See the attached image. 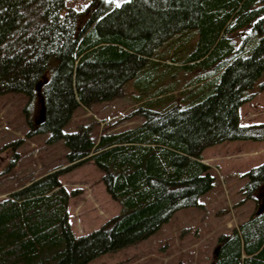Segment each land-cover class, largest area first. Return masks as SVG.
Returning <instances> with one entry per match:
<instances>
[{
  "label": "trees",
  "instance_id": "obj_1",
  "mask_svg": "<svg viewBox=\"0 0 264 264\" xmlns=\"http://www.w3.org/2000/svg\"><path fill=\"white\" fill-rule=\"evenodd\" d=\"M190 34L195 42L181 63L160 59L165 42ZM176 70L193 76L179 89H160ZM128 84L138 102L129 116L142 123L97 135L93 122L64 131L78 107L121 97ZM262 89L264 0H91L81 11L66 0H0V94H24L26 113L42 99L44 120L26 114L27 136L62 140L69 164L31 175L0 200V264H89L199 205L214 184L202 152L264 140V122L239 120L240 106ZM22 143H8L11 166ZM88 161L119 212L76 235L68 203L77 192L59 177ZM245 177L244 199L262 202L218 236L211 264H264V161Z\"/></svg>",
  "mask_w": 264,
  "mask_h": 264
},
{
  "label": "rangeland",
  "instance_id": "obj_2",
  "mask_svg": "<svg viewBox=\"0 0 264 264\" xmlns=\"http://www.w3.org/2000/svg\"><path fill=\"white\" fill-rule=\"evenodd\" d=\"M90 1L66 0V3L81 11ZM122 1L105 0L109 5H118ZM194 42L195 37L191 34L186 40L185 37H174L162 46L163 57L160 59H165L167 64L180 62L183 50L189 49ZM159 70L161 74L163 69ZM192 76L176 70V75H170L160 89H179ZM133 90L135 85L128 84L121 97L95 103L90 108L78 107L64 131H75L79 126L93 122L96 123L93 133L97 135L109 125L113 127L111 131H118L142 123L141 116H129L138 105ZM255 92L254 97L239 108L241 124L264 121V89ZM27 102L28 98L22 93L0 94V200L31 175L69 165L62 140L47 144L48 133L27 136L26 114L37 119L40 109L39 104L38 108L29 107L26 113ZM21 138L23 143L16 149L19 160L11 166L12 150L7 147L8 143ZM202 158L210 166L214 184L199 198V205L176 211L153 235L120 251L103 254L89 264H211L218 236L229 233L262 202L261 198L244 199L241 188L247 181L245 173L264 161V140L224 141L207 147ZM100 178L101 172L92 161L61 173L59 177L62 186L77 192L68 203L69 222L76 235L97 229L119 212L118 203L107 194Z\"/></svg>",
  "mask_w": 264,
  "mask_h": 264
},
{
  "label": "water",
  "instance_id": "obj_3",
  "mask_svg": "<svg viewBox=\"0 0 264 264\" xmlns=\"http://www.w3.org/2000/svg\"><path fill=\"white\" fill-rule=\"evenodd\" d=\"M40 83L37 85L36 89L39 90L40 87ZM44 120V106H43V102L42 99H40V109H39V113H38V117L37 119H35V123L39 124Z\"/></svg>",
  "mask_w": 264,
  "mask_h": 264
},
{
  "label": "crops",
  "instance_id": "obj_4",
  "mask_svg": "<svg viewBox=\"0 0 264 264\" xmlns=\"http://www.w3.org/2000/svg\"><path fill=\"white\" fill-rule=\"evenodd\" d=\"M239 154H243V152L242 153H239Z\"/></svg>",
  "mask_w": 264,
  "mask_h": 264
}]
</instances>
